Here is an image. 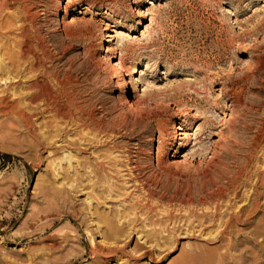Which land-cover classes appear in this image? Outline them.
Instances as JSON below:
<instances>
[{"label":"rangeland","instance_id":"rangeland-1","mask_svg":"<svg viewBox=\"0 0 264 264\" xmlns=\"http://www.w3.org/2000/svg\"><path fill=\"white\" fill-rule=\"evenodd\" d=\"M56 2L32 0L37 17L29 28L53 55L47 60L40 52L44 66L60 79L72 76L77 102L104 120L105 130L46 115L36 124L50 146L37 148L0 114V264H117L114 258L121 264H264V205L256 212L251 207L264 170V0H62L60 12ZM13 7L4 20L20 26L21 10ZM75 19L87 28L67 35L64 21L73 26ZM117 31L127 37L107 42ZM11 33L12 50L21 39L16 28ZM117 43L129 71L139 64L142 77L161 88L140 97L138 113L118 103L106 53ZM27 71L21 83L37 75ZM177 108L189 117L174 119ZM172 122L190 135L171 147ZM129 151L152 168L144 170L147 177H159L150 187L155 198L131 180ZM69 155L73 169L64 164L67 175L55 176V164ZM260 192L264 203V185ZM187 194L191 202H180ZM87 196L93 201L86 203ZM48 211L53 215L45 219L41 213ZM98 216L124 231L117 243ZM105 240L119 253L102 251Z\"/></svg>","mask_w":264,"mask_h":264},{"label":"bare ground","instance_id":"bare-ground-1","mask_svg":"<svg viewBox=\"0 0 264 264\" xmlns=\"http://www.w3.org/2000/svg\"><path fill=\"white\" fill-rule=\"evenodd\" d=\"M31 1L32 0H0V38H1L0 44H2L0 46V59H1L0 60V83L2 81H5V85H6V87L4 88L0 86V114L5 117H10L11 119H13L19 131L22 130L24 134L26 132L25 135H29L30 137L34 139L36 143L35 147L37 148L46 147L48 145L50 146L49 138H46L45 133L43 134L40 133L37 127V124H36V121H38L39 118L41 117L45 118L46 115H50V114H53V116L56 118L66 120L69 122V124H73L75 125V127L77 126L80 129L90 128L91 130L93 129V130H97L103 133V130H105L104 129L105 126L103 123L104 120L103 121L97 120L93 113L88 112L85 108H82L81 104H79L80 102L79 103L77 102V97H76L77 91H76V86L74 85L72 76L68 75L69 73L68 74L65 73V76L62 79H60V77L56 76L54 72L53 73L50 72L49 69L46 66H44L45 65L43 61L44 59L42 58L40 52H42V55L47 60H52L53 55L51 52L47 51L46 42L43 39L42 41H38L39 44H36L37 43L36 36H35L36 31L32 32L33 30L29 28V26L32 27L34 25L35 18L37 17V14L32 13L33 8L31 5ZM61 2L62 0H57L56 2L57 12H60L61 10L60 8ZM147 3L149 4V1ZM15 4L19 5V8L22 13V18L20 20L22 24L20 26H17L16 24H7L5 22L6 20H4L9 16L8 11H13L11 9ZM88 6H91V4L87 5L85 10L88 9ZM62 10H65V8ZM67 14L68 13L65 11V16ZM80 20L82 19L72 20V22H74L73 26L80 28L77 33L71 32L72 31L71 27H73L72 23L64 21V26L66 27L65 32L67 33V35L69 34L71 36L73 34H84V30L87 28L88 24ZM15 28L17 31V37L18 39H21V40H17V42L13 46L11 45V48H12L11 50L10 46L9 45L7 46V44L10 43V34L12 35L11 31ZM101 30H104V29L100 26V30L98 31H101ZM123 34L124 33L117 31L115 32V34L107 35L106 41L111 43L112 39L118 38V43H119L121 39L123 40L124 37L125 38L127 37V36H124ZM104 38L105 36H103L102 34V40H104ZM118 43L116 45V48H111V46H108L106 48V53H108L107 56L110 59L109 67H110L112 74L117 80V89L120 92V95L118 97V103L120 106L127 109V111L130 114L134 112L138 113L139 107H137V105L140 103V100H142L141 99L142 96L147 95V94H152L155 92L158 93L159 91H161V88L156 87V85L153 82L147 81L146 79L142 77L143 71H140L141 69L139 68V64L135 66L131 72L129 71V69L125 65L126 63L123 57V51L125 49L119 47L120 45L118 46ZM118 52L120 54V57L116 56ZM6 57L7 59H5ZM145 65L146 67H148V62H146ZM24 66H27V68ZM28 69L31 71L35 70L36 71L35 73H37V75L28 77L29 82L27 83L25 81L27 84H25L24 82L21 83V80L23 81L27 77L26 71ZM126 73H129V75H132L130 80L132 82L133 92H130L129 90H127L126 77H125L127 75ZM138 73H140V77H138L137 79H134L135 77L133 76L138 75ZM17 79H20V81H18ZM16 80L19 82V84L15 82ZM53 81H55L54 82L55 84H53ZM138 84L142 86V89H143L142 95L137 94V89L139 88ZM20 86H25L26 88L24 89H27L29 92L28 93L24 92L23 87L19 88ZM11 99H13L12 102H10ZM188 112L189 111L187 110H180L179 108H177L176 110H174V113H172L173 118L174 119L176 118L177 120L179 119L181 120L182 118L185 119L186 117H189ZM232 114L233 112L229 114V119H231V121L234 119V116ZM153 119H155L156 122H158V125H162L164 123L163 120L160 119V114L158 113H156ZM174 123L175 122H172L171 124L172 131L167 134L171 147L174 143H176L177 140L186 139L190 135L187 132V130H184L182 128V125H174ZM183 123L185 124L186 122L183 121ZM99 143L101 142L98 141V144ZM138 155L139 154L137 151L135 153L130 152L127 155L125 162H126L127 169H129L128 173L130 174L132 178L131 180L134 181L136 184H138L147 193V197L149 199H153L156 197V194L151 189H153L154 186L157 187L159 183L157 179L159 177H153L152 174L154 172L152 174H149V176L147 177L144 170L145 169L149 170L152 168H150V166L142 165V163H140V159ZM72 161H73L72 155L61 158L60 162L57 165L55 164L56 161H53L55 164V176L57 175V177L58 176L60 177L61 174L66 173L63 167L64 164H67L68 167L72 170L73 169ZM155 161H156L157 168H162V166L165 165V164L163 165L164 162L162 161V158L159 157V155L155 157ZM178 165H180L178 164V161L168 160L167 166L177 167ZM99 167L101 169H104V166L102 164H100ZM263 176H264V170L260 172L259 174H257L258 180H257L256 185L253 186L254 198L251 201V207H252L253 212H256L257 210L259 211V209L263 207L262 205H264V203L260 201V199L262 198L260 189H262L264 185L263 184L264 180L262 178ZM209 178L210 177H205V179L207 180H210ZM110 180H111L110 177L107 178L105 180L104 185H107V184L109 185ZM150 187H153V188H150ZM71 188H74V186L72 185ZM217 195L219 197L221 193L220 194L217 193ZM164 198L165 197H160L159 199L164 200ZM182 198L180 202H188V203L191 202V199L189 198L188 194L186 195V197H182ZM91 201H93V199H91V197L89 196L86 199V203H90ZM201 203L205 204L206 200L201 198ZM145 207L150 208V205L147 204ZM150 209L153 210L152 207ZM89 211H91L90 208H89ZM41 214L43 217H45V219H48L49 217H51V215H53L52 212H49V211L46 213H41ZM233 217L236 218V216H233ZM98 219H99V222L102 225H104V227L108 228L110 232L114 231L113 235L111 234L112 236L111 235L110 236L112 237V240L113 239L115 240L116 243L117 241H119L121 237H123L124 231L122 229L114 230L116 227L115 228L113 227L114 225H112V220H110L109 218H105L103 216H98ZM101 224H99V226ZM98 233L100 234L99 229H98ZM133 233L134 232H132L131 234ZM131 234H128L127 237L125 236L126 239L130 238V236H132ZM3 239L6 240L7 238L2 237V240ZM104 239H106L105 235H104ZM101 244H104L108 247L107 249L102 248V251H106L111 255H115L119 253V248H116L115 244L108 243L106 242V240L101 242ZM56 246L57 245H52L51 249L56 248ZM96 251H94L93 253L94 255L98 253ZM139 258H142V256ZM114 259L115 261L113 262L117 264H121V261H122L121 259H116V258ZM29 261L30 260H28V262ZM257 262H260V261H257Z\"/></svg>","mask_w":264,"mask_h":264}]
</instances>
